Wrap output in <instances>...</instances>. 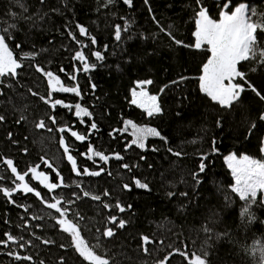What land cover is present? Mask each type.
<instances>
[{"label":"rangeland","instance_id":"374dc122","mask_svg":"<svg viewBox=\"0 0 264 264\" xmlns=\"http://www.w3.org/2000/svg\"><path fill=\"white\" fill-rule=\"evenodd\" d=\"M119 1L121 2L120 14L117 18L114 13L111 15L109 22L105 23L106 29L109 28L115 30L116 25H120L123 28L127 22V31L121 32L123 45L125 46L129 40L136 41V39H139L141 42H145L150 39L152 41L150 54L140 53V55L137 56L135 53L129 51L134 67L131 65L128 67L129 59L127 56L123 58L121 63L115 65L97 63L93 52L100 50L97 47V43L96 47L93 49L91 40L92 38L96 39L101 36L98 22L94 21L93 17L90 19L83 17L82 24L77 21H75L74 24H71V27L73 26L75 31L68 28L69 32L72 34L79 32L77 25H81L87 30L88 35L81 36L83 42L87 43L86 47L90 46V48L83 50V53L89 64L94 65V67H90L88 71H84L83 63L81 61L77 60L75 63L74 60L72 62L71 71L64 77L63 81L66 83V87H78L80 95L77 96L72 92H53L52 100L54 101L58 99L63 103L61 105H57L55 108L51 107L50 103H47L49 113L46 112L40 117L43 119L46 126L50 124L49 122L53 123L52 118L55 119V123H53L54 128L52 129L54 131L53 138L50 142L49 137L40 141V151L36 153L37 156H33V153L30 152L32 149V141L40 134V128L37 126L34 127V131L28 137L19 141L15 145L16 157L11 158V160L13 161V164L17 163L16 167L18 168V172H20V174H26L24 182L34 188V192H24L20 189L12 191L10 196H5L2 191L0 197L7 204L0 206V241L7 240L6 234H10L12 218L21 219L23 215H26L30 218L31 224L35 221L37 222L35 225L45 221L42 218L48 207L42 202L40 197L35 195V192L38 191L36 189L37 183L44 186L46 183H55L58 185V187L54 189L49 190L45 187V191L42 193L38 192L41 194L43 200L49 203L55 202L53 197L60 199V207L67 210L66 215L65 217H60L59 213L53 209L55 215L52 217L51 222L56 229L54 232H45V238H42L45 242L41 241L40 238L38 239L41 241H37L35 244L39 253L38 257L35 254H21L20 257V254L18 255L16 253L15 243L8 241L7 246L0 243V254L12 251V258L2 264H39L40 261L49 254L51 248L57 243H63L65 246L63 248H69L81 264H89L88 261H85L79 253L75 251L74 246L71 244V234L64 232L62 228L57 225L58 219H68L77 224L85 243L93 247L95 252L104 258L116 255V253H112V250L106 251L108 244L105 240L110 242L111 239L126 238L130 239L132 243H135L142 239V237L146 236L140 233L149 229L148 225L151 228L154 227V231L158 232L163 240L162 247L152 245L154 241L152 242V240L149 239L151 242L146 245L143 241H141L142 245L139 248L143 254H145V251L143 250L145 247L147 248V252L153 254V256L151 254L149 264H161V262H163V264H168L167 260L170 257L169 254L176 252L183 245L188 246L187 241H195V246L191 249L183 250V252L187 254L188 259H186L184 255H180V252L177 251L178 254L174 253L172 255L178 256L174 264H189V260L194 258V254L201 255L203 258L205 252L207 253V261V259L213 255V250L218 248V242L220 238L223 237V234L220 232L221 230L226 228L228 230L230 228H235L238 236H242L243 232L248 229L249 238L246 240L242 239L248 243L246 262L247 264H260L259 253L257 252L253 255V247L256 243L259 242L264 244V204L260 203V194L258 193L257 202L252 204L250 207V212L255 218L249 219L247 216L242 214L246 206L245 201H242L236 193L231 191L232 186L235 184L232 168H225L226 166L223 160L219 158V162L210 166L212 171L215 167L220 171L221 177H217L211 184V187L216 194V198H219V201H213L215 202L214 207L209 214L201 211V208L198 209L201 203H203L199 187L201 186L203 190L205 187L194 182L195 180L193 179V174L190 171L189 166H185L179 170L174 164L177 160L174 153H180L183 148L181 137L178 139L175 135L172 137V146L170 149L173 150V153L170 156L164 151L161 153V158L158 156L155 165L156 169L148 180V184L153 185L152 188L148 185L146 188L137 187V180L144 183L138 178L137 173H134L135 178H131L127 181L125 177L120 174L113 179H110L109 177L99 175H77L73 171L72 164L68 161L67 155L64 153V148L60 144L61 137H64L65 145L69 148V154H71L76 160L77 167L81 173L84 168H88L90 171H100L101 168L107 170L113 165L120 164L123 160L122 153L125 145H128L137 152H140L151 145L150 143H145V147L141 149L135 144H132V140L134 139L132 129L131 127H128L125 131L124 121L129 120L137 126H147L152 128L153 126H157L156 124L158 118L161 117V123L163 120L162 113L165 108L163 106H166V102H164L162 96L166 93V88L175 81L199 79V76L203 74V64L207 62V59L210 56V53L206 50L207 46L205 45L202 48L206 51L202 52L200 70H197L196 72H171L166 81H162L161 79L157 80V76L160 74L157 72L155 66L160 64L158 57L159 53L162 51V41L160 40V36L154 34V31H158L163 28L167 35L171 32V37H174L175 40L182 41L184 45H194V33L196 31L195 12L198 11L196 0L195 2H186V6L190 10L188 19L191 21L190 32L186 36L183 35L182 29L174 27L171 22L166 21L165 26H161L158 21L152 18L153 14L151 12L153 8L149 0H147V2H145V0H141V2L138 3H136V0H132L133 3H131V6L124 4L123 0ZM215 1L225 2V0ZM202 3L207 9L209 16L215 20H219V11L222 4L219 6L218 10H211L210 0L202 1ZM240 3H245L255 9L258 8L256 1L251 4L248 0H243L237 2L235 5L238 6ZM135 4H137V9L145 6L149 10L151 16L150 18L152 19V29H148L147 20L145 18L146 16L141 19L135 12ZM2 5L5 9L1 8ZM21 5H23V7H21ZM0 10V25L2 26V29L14 28L18 33L17 30L25 22L24 2L22 0H19V2H17V0H0ZM3 13H5L6 16H4ZM262 17H264V14H257L253 17V21L264 23V19H262ZM10 25H15V27H10ZM16 32L11 34V37L16 39V44L10 51L13 53V58L20 63L21 67L16 70L17 75L14 76L15 79H22L28 74L35 76L38 72V67L43 69L44 72H48L47 70L49 65L40 57L42 50L38 47H34L32 42L26 38H17ZM168 37L174 45L177 46L169 35ZM113 39L117 41L115 39V34H113ZM16 45H20V47H16ZM103 45L106 46L107 49V44ZM185 48L196 51L194 47ZM26 54L29 55L26 56ZM24 59H26V62H24ZM257 59L259 58L257 57ZM175 61L176 57H174L171 61L172 66H176L177 62ZM255 62L256 60H249L247 65H252ZM145 63H147L146 66ZM165 65L166 63H162V66ZM166 70L167 68L164 69L161 67L160 73H165ZM238 70L245 73L247 82L254 87L255 85L251 79L254 76V72L246 71L244 66L240 68L239 65ZM72 75L76 77L75 80L70 78ZM44 77L47 79L45 75ZM4 80L10 85L14 86L15 84L13 77L6 74L4 76H0V88L4 83ZM145 80H150L152 83L145 85L144 90L147 91L149 95H155L157 97V104L161 108L159 113L154 114L151 117L147 115L144 108L131 103L132 90L135 89L139 92L140 89L137 88V82ZM235 82L242 84L245 88L244 80L237 78ZM195 83L197 91L200 93L199 80L195 81ZM225 83H227V81H225ZM161 89H163V91H161ZM261 93L264 96V92ZM1 94L2 93L0 92V95ZM203 94L208 101L209 96L205 93ZM240 97L238 101L233 102L230 106H221L217 103L211 104L219 106L222 109L229 110L233 108L235 103L240 101ZM121 100L124 103H121ZM1 101L2 100L0 99V102ZM77 103L86 108L91 115L87 117H77L75 115L74 107L63 106H74ZM261 114H264V105L261 106V109L258 112L259 118ZM168 117L169 115L165 118V121H167ZM202 117L203 114L199 112L197 115L190 114L188 122L191 125L193 122L198 124L201 122ZM81 120L84 122L81 123ZM92 123L97 125L96 129H91ZM172 123H175V120ZM202 123L201 127L203 129L205 127V122ZM37 124L38 123L36 122V125ZM213 126L214 128L212 126L209 128L212 141L211 147H207L204 143V138H201L199 142H195V144L187 151L188 155H195V158L192 161V166L196 171L197 177H203V172H200L199 170L200 163L204 161L203 155L206 154L213 156L215 153H218L216 148L221 147L220 144H215V142L223 137L224 133L222 129H225V125L218 127L217 124H213ZM60 128H70L71 131L84 135L86 138L83 141L76 140V138L71 135L70 131L61 132L59 131ZM99 132H101V138L100 141L97 142L95 141L96 139L93 138V135H97ZM110 132L120 133V140L116 143L109 142L108 134ZM192 132H189L186 135L189 136ZM225 142H229L230 146L228 148L223 146L226 151L222 154L229 152L235 155L237 160H239L242 156L247 155L251 159L264 162V151H262V149H264V131L260 134L256 150H250L248 147L243 148L242 143H238L237 141L233 142L227 140L224 141V143ZM89 146H91L95 151H99L107 155L109 157L108 162L105 163L100 160L99 157L95 156H92V158L89 159ZM116 154H119L122 159H116ZM216 157L217 155H214V158ZM24 158L26 160L22 161ZM45 161H47V164ZM31 163H34V165L30 168L36 167L37 173L43 172L48 177L47 181L41 183L40 179L32 178V173L28 171V169H30L28 167ZM48 164H51L52 168H49L47 166ZM122 169H125V167ZM181 171L185 173L184 177H188L189 180L183 182V185L179 188H175L182 190L173 192L170 188L176 185L175 181H177L178 178L183 177ZM57 173H59V176ZM61 179L63 181L62 183ZM89 179L92 180L94 186ZM6 181L8 182V185L6 184L4 188L7 189H14L15 184L19 183V181H16L12 176L8 177ZM169 183L172 185H169ZM125 184L128 185V188L124 187ZM189 186H193V188H189ZM194 188H197V190H194ZM84 192H88L90 195L84 196ZM105 192H107L108 195H105ZM135 192L139 195V202L133 201L130 205L131 207L124 205L123 200H127L128 196H133ZM152 192L153 196H151ZM169 193H172V195H169ZM182 193H186L187 195H182ZM196 194L198 197L195 196ZM93 195L100 196V200L92 199L91 197ZM78 196H80L81 202L74 207L76 202L72 198H76ZM146 197H150V200H147V202H150V206L145 207L146 211L141 213L147 221V225L144 227L142 232H130L125 234L122 232L123 228H119L116 224L109 222V217L111 216L117 217L118 222L119 220H125L126 216L133 211L140 213L138 208L134 206V203L141 205V201H143ZM182 197H184V199H182ZM26 203L29 204L30 212L27 210V206L25 205ZM117 203L125 209L123 212L116 207ZM216 203H220V206H217ZM105 204L109 205V207L105 208ZM7 206H11L17 212L14 214L11 213L8 209H6ZM233 209H235L236 212V221L232 225H229V220L224 218L225 214H228L229 211ZM93 228H97L96 235L91 234ZM108 228L114 230L115 234L112 237H104L102 235L103 231ZM206 228L211 229V231L206 232ZM205 239H212L213 245L206 244ZM96 245H99V247H96ZM190 250L194 251L189 253ZM159 251H161V253L158 254ZM133 254L134 253L132 252L131 255ZM165 254L167 259H165L166 257L164 258ZM17 256L20 257V259H17ZM23 257H30V259L25 260ZM143 257L146 261H148V257ZM58 259L59 262L56 258L48 256L46 264H70L64 254H60Z\"/></svg>","mask_w":264,"mask_h":264},{"label":"trees","instance_id":"16d2710c","mask_svg":"<svg viewBox=\"0 0 264 264\" xmlns=\"http://www.w3.org/2000/svg\"><path fill=\"white\" fill-rule=\"evenodd\" d=\"M22 1L24 2L25 22L17 30L18 33L16 32V29L8 28L9 33L13 34L16 32L17 38H26L32 42L34 47L40 48L42 50L40 53L41 59L49 65L47 71L58 76L64 86H66V83L63 79L71 71V64L75 60L73 58L75 52H83L84 49V47H81V45H84L81 34L76 32L70 36L68 28L75 31L74 27H71V24H74L75 21L82 24L83 17H87L88 19L93 17L94 21L98 22L101 36L96 38L97 47L100 49L103 44H107L108 53L103 62L104 64L115 65L121 63L123 58L127 56L129 59L128 67L130 65L134 67L129 51L135 53L137 56H139L140 53L150 54L152 45L150 39L145 42H141L139 39H136V41L129 40L124 46L122 40L115 41L113 39L114 32L112 29H106L105 23L109 22L111 15L114 13L117 18L120 14L121 2L119 0H115V3L107 6H105L107 0ZM187 1L195 2V0H149L153 8L151 12L153 14L152 18L158 21L161 26H165L166 21L171 22L174 27L182 29L183 35L186 36L189 34L191 28V21L188 19L190 10L186 6ZM239 1L243 0H231V5H235ZM248 1L251 4L256 1L258 6L256 9L257 14H264V0ZM138 2H141V0H136V3ZM210 3L211 10H218L219 6L223 4L224 1L217 2L215 0H210ZM1 8L5 9L3 5ZM134 10L141 19L146 16L145 18L147 20L148 29H152V19L150 18L149 10L145 6L137 9V4H135ZM3 15L6 16L5 13H3ZM0 29H2L1 25ZM0 34L6 35L8 33L0 32ZM154 34L160 36V40L162 41V51L159 53L158 57L161 65L158 64L155 66L157 72L160 74L157 76V78L159 77V80L166 81L171 72H196L197 70H200L198 69L199 63L202 59V52L206 51L205 49L193 51L180 45L175 46L169 39L165 30L154 31ZM256 36L259 46L264 48V31L257 30ZM73 37H75V39H73ZM77 41H79V43ZM7 43L9 45V50H12L16 44V39L12 37L7 40ZM174 57H176V66L171 65V61ZM76 61L77 60H75V63ZM24 62H26V59H24ZM162 63H166V65L162 66ZM247 63L248 61H242L239 66L240 68L244 66L246 71H252L253 68L256 69L253 71L254 76L251 79L253 80L256 90L263 95L261 92H264V64L255 62L252 65H247ZM146 65L147 63H145V66ZM161 67L164 69L167 68L165 73H160ZM61 69H64V71H61ZM12 77L15 83L14 86L4 80V83L0 88V92L2 93L0 95V99L2 100L0 102V115L5 117L3 121H0V189L7 184L6 180L12 174L11 169H9L3 161L16 157L15 145L34 131L36 122L39 123L40 121H43V119L40 118L43 114L46 112L49 113L47 103L40 99V96L47 98L50 91L47 79L44 77L43 72L38 71L35 76L28 74L22 79H15L14 76ZM195 81H197V79L175 81V83L172 82L170 86L166 88V93L162 96V99L166 102V106H163L165 107L162 113L163 120L160 123L161 117H159L156 124L157 126L152 127L160 133V136H148L144 143L151 144L155 137H163L171 148L172 137L174 135L177 139L181 137L183 148L180 155H176L177 160L174 164L175 166L181 164L183 168L189 166L192 174H196V171L192 166V161L195 158V155H188L187 151L195 144V142H199L201 138H204V143L207 147H211L210 126L214 128L213 124H217L218 127L225 125V129H222L224 133L223 137L215 142V144H220L221 146L216 148L218 153H215L214 155H217V157L214 158V155H206V158L203 161L206 165V169L202 173L203 177H197L200 181L199 184L205 187L204 190L201 186L199 187L203 203H201L198 209L201 208V211L209 214L214 207L215 202L213 201H219V198H216V194L213 191L211 184L217 177H221L220 171L216 167L212 171L210 166L219 162V158L223 160V157L226 154H222L226 151L223 146L227 148L230 146L229 142L224 143V141H237L238 143H242L243 148L248 147L250 150L257 149L260 134L264 131V121L260 120L258 112L264 104L248 87L247 83H245V89L250 92L251 96L249 97L244 93L241 95L240 101L233 105L232 109H222L219 106L211 104L217 103L216 101H213L209 97V103L204 97L205 95L200 94L197 91ZM29 89H31V91H29ZM33 92L38 93L39 95L34 96L32 95ZM217 104L220 105L219 103ZM198 112L203 114L201 122L198 124L196 122H193L192 125L189 124L188 118L190 117V114L197 115ZM22 115L25 119L20 120ZM168 115L169 117L167 121H165V118ZM18 120L20 121L19 123H17ZM174 120L175 123H172ZM202 122H205V127L203 129L201 127L203 124ZM49 123L48 126L39 129L40 134L32 141L31 153H33L34 150L36 152L40 151L39 143L44 138L49 137V142L53 138L54 131L52 129L54 128V124L52 122ZM189 132L192 133L187 136L186 134ZM93 138L96 139L95 141L97 142L100 141L101 132L97 135H93ZM120 138V133L118 132H110L108 134V139L111 143L118 142ZM164 152L168 154L169 149L165 148ZM145 153L137 152L128 145H125L122 153V162L113 165L110 169H107L108 171L103 170L99 176H106L113 179L115 175L120 174L129 181V179L135 178L134 173H137L138 178L152 188L153 185L148 184V180L156 169L155 165L159 153L153 155ZM170 155L171 154H169V156ZM33 156H37V154L33 153ZM24 160L26 159L24 158L22 161ZM16 164L17 163L13 164V166L16 167ZM125 164L129 167L122 169ZM33 165L34 163H31L28 168ZM111 169L113 174L110 175ZM178 169L180 170L182 168L178 167ZM17 171H19L18 168ZM89 180L94 186L92 180ZM188 180V177H184L181 180L178 178L177 181H180L179 184H176L170 188V190L173 192L182 190L175 188H179L183 185V182ZM194 182L196 183V181ZM189 188H193V186H189ZM194 190H197V188H194ZM1 194L2 191H0V196ZM151 196H153V192ZM195 196L198 197L197 194ZM138 198L139 195L135 192L133 196L129 195L127 200H123V204L129 207L133 201L139 202ZM182 199H184V197H182ZM147 200H150V197L144 198L143 201H141V205L134 203V206L136 207V205H138L146 211L145 207L150 206V202H147ZM3 204L7 203L0 197V206ZM216 205L220 206V203H216ZM6 209L13 214L17 212L10 206H7ZM52 213V209L48 208L42 218L45 221L37 225H35L37 223L36 221L31 224L30 218L26 215H23L21 219H11L10 235L18 241L19 245L22 247L24 255L35 254L39 256L35 244L37 241L45 242L44 239H42L45 238V232H54L56 229L51 222ZM224 219H228L229 225H232L236 221L235 209L229 211L228 214L226 213ZM141 223V228H144L147 225L144 215H142ZM148 227L149 229L140 234H144L148 236L152 242L154 241L152 245L162 247L163 240L161 239V236L158 232L154 231V227L151 228L149 225ZM135 231L130 230V232ZM122 232L125 234L130 233L126 232L124 228L122 229ZM220 232L223 234V237H221L218 242V248L214 250L218 262L220 264H247L248 243L242 239L246 240L249 238V230L246 229L242 236H238L235 228H230L229 230L226 228ZM39 238L41 241L38 240ZM105 241L108 244V249L112 250V253H116V255L110 257V264H149L151 260L152 253L145 252V254H143L142 251L139 250L142 245V239L135 243H132L130 239L126 238L111 239L110 242L108 240ZM205 243L213 245L212 239H205ZM187 245L188 246L183 245L178 249L179 252L191 249L195 246V241H187ZM62 246L65 247L63 243H57L51 248L49 254L44 257L43 260L46 262L47 257L51 256L56 258L59 262L58 256L64 254L70 264H81L69 248H61ZM192 251L194 250H190L189 253ZM132 252L134 253L133 255H131ZM159 253H161V251H159L158 254ZM174 253L178 254L177 251L169 254L170 257L167 260L168 264H174L178 258V256H172ZM143 256L148 257V261H146ZM165 257L166 254L164 255V258ZM208 260V264H213L212 260Z\"/></svg>","mask_w":264,"mask_h":264},{"label":"snow or ice","instance_id":"6c2138e0","mask_svg":"<svg viewBox=\"0 0 264 264\" xmlns=\"http://www.w3.org/2000/svg\"><path fill=\"white\" fill-rule=\"evenodd\" d=\"M19 2V0H17ZM43 2V0H41ZM147 2V0H145ZM115 3V0H107L105 6L109 4ZM124 4L131 6L132 0H123ZM196 4L198 5V11L195 12L196 16V31L194 33L195 43L192 46L184 45L182 41L175 40L174 37H171V32L168 35L174 40L177 45H182L185 47H194L197 50L202 49L205 45L207 46V52L210 53V56L207 59V62L203 64L202 75L199 76V88L200 91L207 94L213 101L218 102L221 106H230L233 102L238 101L241 93L245 90L244 86L240 83L235 82L237 78L240 80H244L245 83L248 84V87L251 88L253 92H256L257 96H260L262 100H264V96L261 94L246 80L245 73L238 70V64L242 61L256 60L259 64H264V48H261L258 44L256 32L257 30L264 31V23L254 22L253 17L257 15L256 9L250 7L245 3H240L235 8L231 5V0H225V2L220 6L219 11V20H215L211 18L208 14L207 9L203 6L202 0H196ZM23 7V5H21ZM15 15V14H13ZM264 19V17H262ZM10 27H15V25H10ZM79 28V32L81 35H88L87 30L81 26L77 25ZM128 25L127 22L125 26L122 28L120 25L115 26V39L117 41L121 40V32L127 31ZM161 31H164L161 28ZM0 32L8 33V35L0 34V76H4L6 74L15 76L17 75V69L21 67L20 63L17 62L16 59L13 58V53L9 50V45L7 40L11 39V34L9 33L8 28L0 29ZM69 35L72 36V33L69 32ZM75 39V37H73ZM79 43V41H77ZM92 44L95 45L97 40L92 38ZM16 47H20V45H16ZM84 47V45H81ZM29 54H26V56ZM93 55L97 60H103L104 57L101 55L99 51L93 52ZM257 57L259 59H257ZM75 60L81 61L83 63V70L88 71L90 67H94V65H90L87 58L85 57L82 51H76L73 57ZM256 69L253 68L252 71ZM37 71L43 72V74L47 77L48 86L50 91L48 93V97L40 96V99L45 103H50L51 107L55 108L57 105H61L63 102L61 100H52L53 92H72L77 96L80 95V91L78 87H66L61 83V80L58 76L54 75L52 72H44L43 69L37 68ZM64 71V69H61ZM71 79L75 80L76 77L74 75L70 76ZM227 81V83H225ZM152 81H138L137 88L140 89L137 92L135 89L132 90V104H136L139 107L144 108L149 117L157 114L161 111L160 106L157 104V97L155 95H149L147 91L144 90V86L151 84ZM175 83V82H174ZM95 87V86H93ZM31 91V89H29ZM163 91V89H161ZM32 95H39L38 93L33 92ZM65 107H74L75 115L77 117H87L90 116L91 113L81 104L77 103L74 106L64 105ZM5 117L0 115V121H3ZM25 119L22 115L20 120ZM53 119V123H55V119ZM260 120H264V114H261ZM20 121L18 120L17 123ZM84 121L81 120V123ZM125 131L128 127L132 129V135L134 139L132 140V144H135L137 147L143 149L145 147V139L148 136H160V133L155 129L147 126H137L135 123L129 120L124 121ZM38 128H44L46 125L43 121H40L37 125ZM97 125L95 123L91 124V129H96ZM59 131H70L71 135L76 138V140L83 141L85 140V136L78 134L75 131H71V129L60 128ZM161 139H164L161 137ZM60 144L64 148V153L67 155L68 161L72 164V169L77 175H90V176H98L104 170L103 168L100 171H90L88 168H84L83 172L78 169L77 162L74 157L69 154V148L65 145L64 137H61ZM155 151V149H153ZM171 151V149H169ZM264 151V149H262ZM88 156L89 159L92 156L99 157L100 160L105 163L108 162L109 157L99 151H95L91 146L88 148ZM174 155L179 156L180 153H174ZM116 159H122L119 154H116ZM143 159V157H142ZM229 167L232 168V173L235 178V184L232 186L231 191L236 193L242 201H245V208L243 210V215L247 216L249 219H254L250 212V207L252 204H255L258 199V193L260 194V203L264 204V162L260 160L251 159L247 155L242 156L239 160H237L235 155H230L228 158ZM4 164L7 165L11 172L15 176V180L19 181V183L15 184L14 189L2 188L0 191H3L5 196H10L12 191L22 189L24 192H34V188L30 187L28 183H25V175L20 174L17 171V168L13 166V161L11 159H6L3 161ZM47 164V161H45ZM49 168H52L51 164L47 165ZM123 167L128 168L127 164L123 165ZM206 169L205 163L202 161L199 166L200 172H204ZM29 172L32 173L33 179H40L41 183H44L48 180V177L43 173H37L36 167H32L28 169ZM59 176V173H57ZM193 179L197 184L200 183L197 178V174H193ZM61 179V183H62ZM137 187L146 188L147 184L141 183L139 180L136 181ZM45 187L49 190L58 187L55 183H46ZM125 188H128V185H124ZM37 197H40L42 202L46 204V206L50 209H54L57 213H59L60 217H65L66 209H62L60 207L61 200L53 197L55 200L54 203H49L44 201L41 197V194L37 191L35 192ZM90 193L84 192V196H89ZM105 195H108L105 192ZM172 195V193H169ZM182 195H187L186 193H182ZM94 200H100V196L93 195L91 197ZM105 208H108L109 205L105 204ZM116 207L123 212L125 209L120 206L119 203L116 204ZM129 207H131L129 205ZM109 222L116 224L119 228L125 227V221L119 220L117 222V217L111 216L109 217ZM57 223L60 225L62 230L66 233L71 234V244L74 246L75 251L79 253V255L85 260L88 261L89 264H110L108 258L101 257L98 255L94 248L85 243V240L81 236V231L78 229V225L71 222L68 219H58ZM206 232H210L211 229H205ZM114 230L108 228L103 231L102 235L104 237H112L114 235ZM7 240L0 241V243L5 244L7 246L8 241H12L15 243V238L6 234ZM143 243L146 245L151 241L147 236L142 237ZM63 247V246H62ZM99 247V245H96ZM147 252V248L143 249ZM179 251V250H177ZM259 253L260 261L264 262V244L259 242L253 247V255ZM180 255H184L186 259H188L187 254L184 252H180ZM207 253H204V257L201 255L194 254V258L189 260V264H207L206 261ZM20 259V257H16ZM23 259L27 260L30 257H23ZM167 259V257L165 258ZM43 264V262H41ZM163 264V262H161Z\"/></svg>","mask_w":264,"mask_h":264},{"label":"bare ground","instance_id":"6f19581e","mask_svg":"<svg viewBox=\"0 0 264 264\" xmlns=\"http://www.w3.org/2000/svg\"><path fill=\"white\" fill-rule=\"evenodd\" d=\"M87 48L89 49L90 48V46H87ZM197 50V49H196ZM241 63V62H240ZM239 63V64H240ZM238 64V65H239ZM201 67H200V63H199V68L198 69H200ZM157 80H159V77L157 78ZM199 79L197 78V81H198ZM248 85V84H247ZM251 89V88H250ZM244 93H246V95L247 96H251L250 95V92L248 91V90H244L242 93H241V95H243ZM255 94H256V92H254ZM200 94H203V92H200ZM256 96H257V94H256ZM261 96H263V95H261ZM258 98H259V100L264 104V100H262L261 98H260V96H257ZM121 103H124L122 100L120 101ZM125 142V141H124ZM172 146V145H171ZM165 148H168V149H170V147H169V144L167 143V141H165V139H161V137L160 138H157V137H155L154 138V140H153V142L151 143V145L148 147V148H146V149H143V150H141L140 152L141 153H145V154H150V155H153V154H157V153H159L158 154V156H159V158H161V153H162V151H164V149ZM153 149H155V151L153 150ZM172 152H173V150L171 149V151H169L168 152V154H172ZM33 153H37L35 150L33 151ZM228 157H229V155H228ZM227 161L229 162V160L227 159ZM178 163H180V162H178ZM177 167H180V168H183V166L181 165V164H177ZM181 173H182V175H183V177H180L179 179L181 180L182 178H184V175H185V173H183L182 171H181ZM111 174H113L112 173V169H111V172H110V175ZM109 175V176H110ZM116 176H118V174L117 175H115V177ZM111 179V178H110ZM180 181H175V184H177V183H179ZM169 185H172L171 183H169ZM36 189L40 192V193H42L43 191H45V186L44 185H39L38 183L36 184ZM26 196H27V194H26ZM26 206H27V210H28V212H30L29 211V204L28 203H26L25 204ZM11 207V206H10ZM136 207L138 208V211L140 212V213H136L135 211H133L131 214H128L127 216H126V219H125V227H124V230L126 231V232H130V230H136L135 232H131V233H140V232H142L143 230H144V228H141L140 227V225H142V223H141V218H142V214L141 213H143V208L142 207H140V206H138V205H136ZM12 208V207H11ZM91 234L92 235H96L97 234V228H93L92 229V231H91ZM212 256H210L208 259H210V260H212V262H213V264H220L219 262H218V260H217V258H216V256H215V254H214V250H213V252H212ZM12 258V251H9V252H5V253H2V254H0V261L2 262V263H4V262H6V261H8V260H10ZM207 259V260H208ZM209 261V260H208ZM210 263V262H209Z\"/></svg>","mask_w":264,"mask_h":264},{"label":"clouds","instance_id":"9594fccd","mask_svg":"<svg viewBox=\"0 0 264 264\" xmlns=\"http://www.w3.org/2000/svg\"><path fill=\"white\" fill-rule=\"evenodd\" d=\"M260 264H264V262L260 261Z\"/></svg>","mask_w":264,"mask_h":264},{"label":"water","instance_id":"95a60500","mask_svg":"<svg viewBox=\"0 0 264 264\" xmlns=\"http://www.w3.org/2000/svg\"><path fill=\"white\" fill-rule=\"evenodd\" d=\"M205 158H206V156H205ZM205 158H204V160H205Z\"/></svg>","mask_w":264,"mask_h":264},{"label":"crops","instance_id":"0c3cea01","mask_svg":"<svg viewBox=\"0 0 264 264\" xmlns=\"http://www.w3.org/2000/svg\"><path fill=\"white\" fill-rule=\"evenodd\" d=\"M236 7V6H235ZM38 257V256H37Z\"/></svg>","mask_w":264,"mask_h":264}]
</instances>
